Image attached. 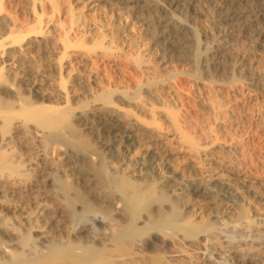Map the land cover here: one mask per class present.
Returning a JSON list of instances; mask_svg holds the SVG:
<instances>
[{
	"label": "bare ground",
	"instance_id": "1",
	"mask_svg": "<svg viewBox=\"0 0 264 264\" xmlns=\"http://www.w3.org/2000/svg\"><path fill=\"white\" fill-rule=\"evenodd\" d=\"M104 1L164 40V75L67 80L68 30L53 53L49 17L18 28L0 15V264H264V178L235 162L222 119L213 129L174 106L181 78L264 90L246 67L253 48L264 53V0H212V13L201 0ZM200 15L215 31L200 35Z\"/></svg>",
	"mask_w": 264,
	"mask_h": 264
},
{
	"label": "rangeland",
	"instance_id": "2",
	"mask_svg": "<svg viewBox=\"0 0 264 264\" xmlns=\"http://www.w3.org/2000/svg\"><path fill=\"white\" fill-rule=\"evenodd\" d=\"M214 4L212 0H201L200 8L205 13H212ZM192 12V8H186L187 15L192 16ZM36 14L50 18L48 36L51 40L47 46L51 52L62 50L60 39L64 31L68 30L66 40L71 45L65 49L66 54L61 61L62 75H66L67 80L72 74H90L102 83L111 77L115 84L123 86L143 79L142 72L165 73L156 70L161 64L162 44L166 45L162 37L158 39H162L163 43L155 45L145 34L143 25L115 5L104 0H0V15L6 21H14L18 28L30 25ZM196 18L201 36L203 28L215 31L216 25L209 16L200 15ZM3 30L0 25V35L5 33ZM79 41L84 44H78ZM92 41H100L110 48L101 53L100 46H92ZM247 43L240 39L234 43V47H242ZM81 55L87 58L85 65L79 62ZM138 56L147 61L144 70L136 65L135 57ZM249 57L250 63L246 67L264 75V53L253 48ZM34 58L37 64L40 60L37 50L34 51ZM171 65L184 69L182 63L172 62ZM66 85H69L68 81ZM178 91L182 95L183 107L179 102H173V105L180 112L185 110L184 113L187 112L213 129H216L214 118L222 119L224 127H218L220 137H232L237 140L236 144L239 143L237 152H233L235 162L252 175L264 178V90L242 86L228 91H215L181 78ZM248 228L249 225L242 224L238 231L246 232ZM229 229L234 228L229 226Z\"/></svg>",
	"mask_w": 264,
	"mask_h": 264
}]
</instances>
